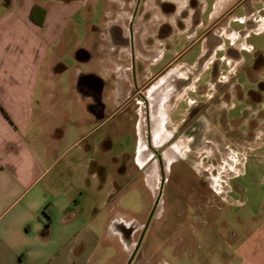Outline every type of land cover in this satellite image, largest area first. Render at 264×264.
<instances>
[{
	"label": "rangeland",
	"instance_id": "rangeland-1",
	"mask_svg": "<svg viewBox=\"0 0 264 264\" xmlns=\"http://www.w3.org/2000/svg\"><path fill=\"white\" fill-rule=\"evenodd\" d=\"M240 1L202 0L196 9L190 4L188 22L196 28L195 38L176 33L169 38L172 51L181 55L170 71L150 86L149 92L155 98L161 97L172 84L176 95L166 104L168 112L159 110L163 128L172 133L184 120L189 125L186 137L181 136L164 150L168 159L162 199L132 264H224L219 256L226 257L235 251L264 222V147L256 146V137L264 139V130L255 128L258 123L264 127V59L255 62L260 51L264 55V23L259 22L253 31L248 29L249 21L263 16L264 0H244L241 4ZM172 2L175 3L142 0L135 25L146 22L147 37H155L160 27L181 20L183 11L169 12L165 8V3ZM197 17L202 23L199 28L195 23ZM213 25L210 35L203 37V32ZM88 36L85 29H79L71 38L70 47L81 46L89 49L94 58L101 57L99 33H93L90 39ZM215 38L222 40V47L215 43ZM137 42L136 35V48ZM231 44L240 52V61H227ZM136 48L134 60L131 52V76L139 86L146 77L160 72L171 57L168 52L161 63L155 64L154 59L145 62L137 59ZM205 57L204 65L191 68V64L201 63ZM62 60L68 69L63 71L56 66L55 72L50 71L53 76L46 79V105L76 106L67 96L78 71L73 49ZM80 67L84 71L101 69L94 62ZM143 69L146 75L137 77L136 72ZM187 77H200L197 85L209 89L210 98L200 96L199 92L186 93L182 79ZM58 85L60 92L55 95L53 90ZM110 86L108 83L106 96L111 94ZM258 97L263 103H259ZM112 108L109 126L114 127L109 139L113 145L107 158V181L113 191L114 219L97 251L99 255L109 247V264H127L149 220L161 175L157 158L149 151L146 159L144 145L137 142L144 127L139 113L134 112V102L119 111L118 107ZM102 133L99 130L93 138ZM123 225L130 230L128 240L121 229Z\"/></svg>",
	"mask_w": 264,
	"mask_h": 264
},
{
	"label": "crops",
	"instance_id": "crops-1",
	"mask_svg": "<svg viewBox=\"0 0 264 264\" xmlns=\"http://www.w3.org/2000/svg\"><path fill=\"white\" fill-rule=\"evenodd\" d=\"M110 2L1 0L0 264L110 263L109 247L99 255L97 250L114 219L113 191L107 181L114 127L109 123L114 114L111 107H120L115 82L127 78L112 42L115 28L126 31L125 19L110 9ZM35 6L45 10L42 25L31 19ZM81 28L88 39L99 33L101 57L94 58L81 46L70 47ZM168 41L155 38L153 49L159 55L150 57L155 64L165 60L168 53L163 46ZM72 49L78 71L67 96L76 106L46 105V79L56 66L68 69L62 58ZM124 53L120 59H125ZM180 55L170 51L171 59L164 65ZM138 57L143 59L141 53ZM226 58L229 63L237 60L230 54ZM90 62L101 69L80 67ZM198 65L193 63L191 68ZM92 77L103 83L102 116L92 106V94L83 89V81ZM199 79L188 90L198 91ZM108 83L112 91L106 96ZM53 91L60 92L59 85ZM259 124L256 130H264ZM99 130L101 136L93 138ZM261 139L256 137L257 147H264ZM219 258L224 264H264V222L235 251Z\"/></svg>",
	"mask_w": 264,
	"mask_h": 264
},
{
	"label": "flooded vegetation",
	"instance_id": "flooded-vegetation-1",
	"mask_svg": "<svg viewBox=\"0 0 264 264\" xmlns=\"http://www.w3.org/2000/svg\"><path fill=\"white\" fill-rule=\"evenodd\" d=\"M150 1V0H148ZM152 1V0H151ZM175 3H170L167 4L165 3L164 6L167 9V11L169 12H176L178 11V9H180V11L182 12V17L180 21H174L173 25H167L165 26V28L160 27V31H158V33H155V37L153 38H148L147 34L148 33V27H146L143 24H140L139 26L135 25V19L136 16L139 12L140 9V4L142 2V0H112V2L109 3V7L110 9L115 12L117 15L124 17L125 19V29L126 31L123 29H119V28H115L113 30L112 33V42L114 44L115 47V52L117 53V58H118V62L121 66H123V69H126L127 71V78H123V79H119L115 82V90L116 93L119 95L118 97H116V101H118L120 103V107L117 109L118 111L123 109L125 106L129 105L132 101L134 102L135 105V110L134 112L136 114L139 113L140 117L139 121L143 124L144 127V133L141 137L137 138V142L138 144L140 143L141 145H144V150L143 152L145 153V157L147 159V153L149 151H151V153L153 154L154 157L157 158V161L159 163V168H160V175H161V183H160V188L158 191V195L156 197L155 203L159 197V195L161 194L160 197V201L159 204L155 210V212L157 211L161 199H162V195H163V191H164V187L166 184V160L168 158H165L164 156V150L174 144H176V142L178 141V139L183 136L186 137V130L187 127L189 125V121L184 120L181 123V127L178 128L177 131H174L172 133L165 131L163 126V122H162V117L160 115V111L167 113L168 112V107L166 106L167 103L170 102V99L172 96L176 95L175 92V88L172 84H169L167 86V90L163 93V96L155 98V94L149 92V88L150 86L157 80L159 79L162 75L166 74L168 71H170L171 67L173 66V63L168 62L166 66H164V68L158 72L157 74L153 75L152 77L148 78L146 77L145 81H143L142 85L137 86L134 83V80L132 79L131 73H132V61H131V52H132V58L134 60V52H135V48H136V44H135V36H138V42H137V52H136V57L138 60L139 59V54L141 53L142 58L141 60L143 61H151L153 58H150L151 56H158L159 54L156 53L155 49H153V46L155 45V38L159 39V40H167L169 38H171V36L176 33V34H180V35H184L189 39H194L195 35H196V28H194L193 26H191V24L188 22L189 20V13H188V8L189 5H192V8L196 9L199 7V2H202V0H173ZM244 0H242L241 3H243ZM204 2V0H203ZM240 3V4H241ZM201 10V8H200ZM251 12V11H250ZM263 14L262 17L260 18H264V10L261 12ZM258 19V21H254L251 20L248 22V29L249 31H253L254 29H256L259 25V22L261 23V19ZM144 22V21H143ZM196 25L198 26L197 28H199V26L202 24L199 20V17H197L196 19ZM213 26L208 27L202 34V36H206L207 34L210 35ZM262 29H264V24L261 26ZM163 28V29H162ZM121 31V32H120ZM159 34V35H158ZM249 35V34H248ZM201 37V36H200ZM199 37V38H200ZM215 43L218 46H222V40L221 39H217L215 38ZM233 44H231V46L229 47V49L227 50L228 55H233L237 58L238 61H240L242 59V56L240 54V52L236 49V47L232 46ZM162 47V46H161ZM165 53H168L170 51H172V44H169L168 42L165 43V45L163 46ZM121 51H124L125 53V59H120V53ZM158 59V58H157ZM207 58L205 57L203 59V61L201 63H199V65H204L205 60ZM255 62H259L261 61V59H264V55L261 54V52L258 53V56H256L255 58ZM150 68V67H149ZM142 73H144V69L140 72L137 73V77L142 76ZM146 75V73L143 74ZM216 77L217 80L220 83V76L216 71ZM115 76V75H114ZM116 77V76H115ZM93 79V80H92ZM184 82H186V87H185V91L186 93H198L199 95L202 97H209V93L210 90L204 88V87H199L198 91H191L188 90V88L190 87V85L192 84V82L194 81L192 77H187V79H182ZM83 84L85 86H83V89H85V91L87 93H91L92 97H93V107L96 109V114L97 116H102V111L106 108V105L104 104L103 100H104V92L100 90L101 85L103 84L101 81H99L98 79H96L95 77L89 78L88 80H84ZM212 89V88H210ZM162 93V92H161ZM160 93V94H161ZM157 97V96H156ZM210 98V97H209ZM258 101H260L259 103H263L262 102V98L258 97ZM191 103H195V101H191ZM160 110V111H159ZM165 122H169V120H166ZM258 125V124H257ZM257 125L255 126V128L257 127ZM142 153V150H141ZM144 159V162L145 160ZM138 162H143L141 161V159H138ZM154 203V206H155ZM153 206V209H154ZM152 209V211H153ZM151 211V214H152ZM154 212V214H155ZM150 214V216H151ZM153 214V216H154ZM153 216L151 218V221L153 219ZM150 219V217H149ZM149 221V220H148ZM150 221V223H151ZM149 223V225H150ZM148 222L145 224L143 231L141 232V235L137 241V244L132 252V254L129 257H132V255L134 254V252L136 251L137 247L139 246L135 258L138 256V254L140 253V248L143 242V239L145 237V234L147 232V229L149 227V225L147 226ZM124 235L126 236L125 238L128 240L130 238L129 234H130V230L126 227V226H122L121 227ZM146 232L143 235V232ZM142 240V241H141ZM141 241V243H140ZM135 258L133 259V261L135 260ZM128 260V261H129ZM141 260V256L139 258V261ZM132 261V263H133Z\"/></svg>",
	"mask_w": 264,
	"mask_h": 264
},
{
	"label": "trees",
	"instance_id": "trees-1",
	"mask_svg": "<svg viewBox=\"0 0 264 264\" xmlns=\"http://www.w3.org/2000/svg\"><path fill=\"white\" fill-rule=\"evenodd\" d=\"M39 14L41 15L40 19L37 17V15H39ZM44 18H45V10L39 6H35L31 12V19L34 22L38 23L39 25H42L44 22Z\"/></svg>",
	"mask_w": 264,
	"mask_h": 264
},
{
	"label": "water",
	"instance_id": "water-1",
	"mask_svg": "<svg viewBox=\"0 0 264 264\" xmlns=\"http://www.w3.org/2000/svg\"><path fill=\"white\" fill-rule=\"evenodd\" d=\"M82 53L85 54L84 51H83ZM86 56H87V54H86ZM160 197H161V194L159 195V197H158V199H157V201H156V203H155L154 209H153V211H152V214H151V216H150V219H149V221H148L147 226L149 225V223H150V221H151V218H152V216H153V214H154V212H155V210H156V208H157V206H158V204H159ZM145 232H146V229H145V231L143 232L142 237L144 236ZM141 241H142V240H141ZM141 241H140V243H141ZM138 248H139V246L137 247L136 251L134 252V254L132 255V257L130 258V260L127 262V264H132V261H133V259L135 258V255H136V252H137Z\"/></svg>",
	"mask_w": 264,
	"mask_h": 264
}]
</instances>
